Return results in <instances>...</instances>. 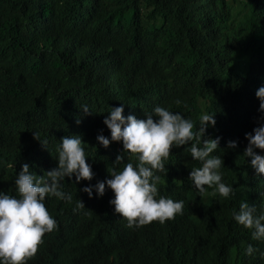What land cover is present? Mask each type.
Returning a JSON list of instances; mask_svg holds the SVG:
<instances>
[{
	"label": "trees",
	"instance_id": "16d2710c",
	"mask_svg": "<svg viewBox=\"0 0 264 264\" xmlns=\"http://www.w3.org/2000/svg\"><path fill=\"white\" fill-rule=\"evenodd\" d=\"M207 59L223 78L215 95L198 99L194 118L214 113L218 128L234 133L250 123L244 80L264 85V5L257 0H0V189L22 163L37 175L56 167L61 137L79 135L95 175L79 183L66 177L72 202L46 197L45 205L95 243L109 221L110 189L92 198L80 189L120 170L116 150L126 156L121 142L103 149L96 140L110 137L103 123L110 106L123 104L125 116L140 119L156 105L173 107L201 79L192 65ZM221 264L238 262L224 256Z\"/></svg>",
	"mask_w": 264,
	"mask_h": 264
},
{
	"label": "clouds",
	"instance_id": "9594fccd",
	"mask_svg": "<svg viewBox=\"0 0 264 264\" xmlns=\"http://www.w3.org/2000/svg\"><path fill=\"white\" fill-rule=\"evenodd\" d=\"M191 68L201 79L181 103L156 105L144 119L125 116L123 104L107 111L110 137L97 134L96 140L103 149L121 142L126 156L116 150L113 164L120 170L80 189L89 198L110 189L109 221L95 243L74 222L58 223L45 205L46 197L72 202L66 177L93 179L82 138L61 137L57 165L43 175L21 164L0 189V264H221L224 256L264 264V85L244 80L250 123L234 133L220 130L214 113L196 120L193 110L201 96L218 92L221 69L210 59ZM80 109L92 112L87 105ZM76 207L85 206L78 199Z\"/></svg>",
	"mask_w": 264,
	"mask_h": 264
}]
</instances>
